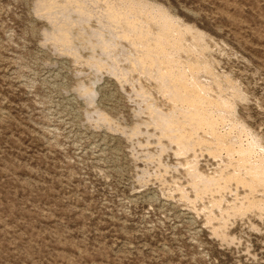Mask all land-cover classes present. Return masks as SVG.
<instances>
[{
	"label": "rangeland",
	"instance_id": "374dc122",
	"mask_svg": "<svg viewBox=\"0 0 264 264\" xmlns=\"http://www.w3.org/2000/svg\"><path fill=\"white\" fill-rule=\"evenodd\" d=\"M250 165L264 0H0V264H264Z\"/></svg>",
	"mask_w": 264,
	"mask_h": 264
},
{
	"label": "bare ground",
	"instance_id": "6f19581e",
	"mask_svg": "<svg viewBox=\"0 0 264 264\" xmlns=\"http://www.w3.org/2000/svg\"><path fill=\"white\" fill-rule=\"evenodd\" d=\"M46 1H49V0H46ZM41 2V1H40ZM57 3H59V2H57ZM117 9H118V11H121L120 9H123L124 10V8L123 7H121L120 5H118V7H117ZM151 21L152 22H154L152 19H151ZM150 24V23H149ZM148 24V25H149ZM155 25V24H154ZM164 25L165 26H167L168 28L167 29H163L162 27H161V29L162 30H160L159 32H158V34L160 35V37H161V39L163 40V42L164 43H166L167 41H169V39H171V27H172V24L169 22L168 23V21L165 19V22H164ZM156 26V25H155ZM134 67H136V65L134 66ZM135 69V68H134ZM190 69V68H189ZM191 70V69H190ZM192 71V70H191ZM195 91H196V89H195ZM194 90H193V93L194 94H196V92H195ZM200 97V96H199ZM202 98V97H201ZM211 104H213V103H211ZM183 115L185 116V117H187V118H189V119H193V118H195L196 116H201V113L199 114H194V113H192V112H186V113H183ZM230 151L231 152H233V150H232V148L230 149ZM254 152V151H253ZM235 153H239L240 154V156H242V154L244 155V158H246L249 154H251L252 153V147L250 146V147H248V148H244V146H240L239 148H236V150H235ZM246 156V157H245ZM247 168V175H249V176H251V175H255L256 176V178H257V181L259 180L260 182H263L264 183V173H263V171H262V168L260 169V172H258V171H254L253 170V168L251 167V165L249 166V167H246ZM252 179V178H251ZM252 181V180H251ZM256 181V182H257ZM258 181V182H259ZM227 182V181H226ZM247 183H248V185H250V182L249 181H247Z\"/></svg>",
	"mask_w": 264,
	"mask_h": 264
}]
</instances>
